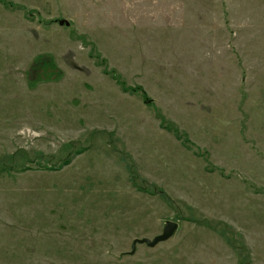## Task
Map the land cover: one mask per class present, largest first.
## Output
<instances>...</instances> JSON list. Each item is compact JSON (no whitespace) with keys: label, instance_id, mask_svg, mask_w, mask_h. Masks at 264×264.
Segmentation results:
<instances>
[{"label":"rangeland","instance_id":"1","mask_svg":"<svg viewBox=\"0 0 264 264\" xmlns=\"http://www.w3.org/2000/svg\"><path fill=\"white\" fill-rule=\"evenodd\" d=\"M0 264H264V0H0Z\"/></svg>","mask_w":264,"mask_h":264},{"label":"water","instance_id":"2","mask_svg":"<svg viewBox=\"0 0 264 264\" xmlns=\"http://www.w3.org/2000/svg\"><path fill=\"white\" fill-rule=\"evenodd\" d=\"M60 24L69 25V21L66 19H62L60 20ZM178 227V222L169 220L166 222L162 233L156 235L152 239L148 237L135 238L132 242V250L130 251V254L136 253L138 244H146L149 247H156L159 243L169 240L175 234Z\"/></svg>","mask_w":264,"mask_h":264},{"label":"trees","instance_id":"3","mask_svg":"<svg viewBox=\"0 0 264 264\" xmlns=\"http://www.w3.org/2000/svg\"><path fill=\"white\" fill-rule=\"evenodd\" d=\"M127 89H130V88H127ZM138 89H141V88H134L133 90H138ZM130 90H132V89H130Z\"/></svg>","mask_w":264,"mask_h":264}]
</instances>
